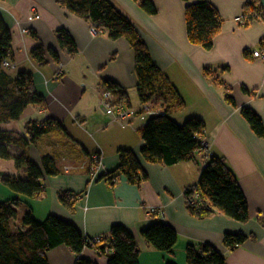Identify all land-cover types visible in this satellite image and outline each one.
Returning <instances> with one entry per match:
<instances>
[{"label":"crops","instance_id":"0c3cea01","mask_svg":"<svg viewBox=\"0 0 264 264\" xmlns=\"http://www.w3.org/2000/svg\"><path fill=\"white\" fill-rule=\"evenodd\" d=\"M109 1L132 23L161 76L182 98L183 106L169 115L177 123L191 116L200 118L199 137L205 145L190 160L164 164L145 159L138 128L150 115L136 114L128 124H119L111 121L98 101L104 81L110 80L126 94L131 108L139 107L134 53L128 40L111 38L102 28L90 32L93 24L88 18L57 0H0V17L10 32V65L5 69L11 76L20 70L30 72L33 88L43 100L28 105L18 119L0 123V128L23 133L27 121L47 119L62 127L56 125L27 149L37 164L41 155H52L60 169L43 176L45 191L27 197L0 180V201L15 198L17 218L27 210L37 220L55 214L73 223L83 236L108 237L111 225L121 224L134 235L139 264H199L196 257L193 263L186 261L185 248L190 244L196 253L205 243L223 254L225 264H264V63L251 55L264 36V18L239 21L246 0H207L219 13L221 25L211 47L204 48L186 35L185 6L193 0H151L156 8L153 14L143 10L141 0ZM255 1L263 16L264 0ZM59 29L74 41L73 54L59 44ZM37 42L44 48L42 64L30 55ZM48 47L55 49L59 63L53 61ZM243 106L259 116L262 135L243 117ZM120 148H130L144 171L139 184L123 174L113 183L102 176L117 166ZM94 152L100 163L89 176L85 166ZM209 155L221 157L234 175L247 201L246 220L219 211L204 216L188 211L184 189L197 181ZM62 160L69 169L61 168ZM0 173L25 176L24 167H17L11 158H0ZM63 190L76 194L71 207L57 198ZM154 221L175 230L170 252L156 249L141 236L140 230ZM225 232L241 233L244 239L228 248L222 241ZM80 255L106 264L107 256L95 248L84 247ZM45 257L48 264H73L76 255L57 244L45 251Z\"/></svg>","mask_w":264,"mask_h":264},{"label":"trees","instance_id":"16d2710c","mask_svg":"<svg viewBox=\"0 0 264 264\" xmlns=\"http://www.w3.org/2000/svg\"><path fill=\"white\" fill-rule=\"evenodd\" d=\"M57 1L74 14L88 18L96 28L106 30L109 37L124 36L131 45L134 53L136 90L139 102H142L135 111L136 114L150 115L138 128L143 141L140 147L141 155L147 160L164 164L193 159L195 151L201 147L199 134L203 128L202 120L191 116L182 123H177L169 115L172 110L183 106V100L174 88L168 84L164 85L161 71L151 60L143 40L128 18L109 0ZM141 7L148 14L156 12L151 0H141ZM242 13L246 21L254 17L264 18L255 0H246ZM220 25L219 13L207 0H193L186 4L185 27L190 42L204 48L211 47L213 36L219 31ZM57 38L69 54L75 52L74 41L65 30L59 29ZM10 49V32L0 17V123L16 120L28 105L43 102L42 97L33 88L30 72L20 70L15 76H11L3 66V61H6L11 53ZM48 52L58 60L55 49L49 47ZM30 55L37 63H44V49L39 42L30 50ZM104 83L110 88H118L117 84L110 80H105ZM168 92L171 97L166 98L167 104L161 102L155 110L153 107L157 106V103L153 104L150 99ZM121 97L126 100L123 106L131 108L126 94L122 92ZM144 104L155 111L147 112L142 108ZM241 113L254 132L262 135L263 126L259 116L246 106L241 108ZM56 125L61 127L60 123L55 124L54 120L47 119L39 123L34 120L27 121L23 133L0 128V158H11L17 167H24L25 172L23 178L0 173V180L5 186L27 197L45 191L43 176L57 174L60 169L52 155H41L37 164L30 158L27 149ZM13 147L21 151L13 153ZM95 153L89 155L88 166H85L89 176L92 174L90 166L94 162L92 156ZM118 158L117 166L102 176L113 183L119 174H123L129 182L139 184L145 173L133 151L130 148H120ZM184 193L188 203L187 209L191 214L204 216L219 211L240 221L248 218L245 196L231 170L219 156H208L200 168L197 181L187 186ZM75 196L76 194L63 190L58 193L57 198L63 205L71 207ZM15 204V198L0 201V264H48L45 251L57 244L66 245L75 253L73 264H95L80 255L84 247L95 248L99 253L105 254L106 264H139L134 235L121 224L111 225L108 237L98 235V240L88 244L89 236H83L70 221L55 214H47L43 219L37 220L30 210L24 211L17 218ZM140 234L150 245L166 252L171 251L177 238L175 230L161 221L150 223L140 230ZM243 239L244 235L241 233L225 232L222 241L226 247L233 248ZM195 257L199 264H225L223 254L206 243L202 244L200 251L196 253L190 244L185 248V259L188 263H193ZM165 264L174 263L167 261Z\"/></svg>","mask_w":264,"mask_h":264},{"label":"built area","instance_id":"2783aa9c","mask_svg":"<svg viewBox=\"0 0 264 264\" xmlns=\"http://www.w3.org/2000/svg\"><path fill=\"white\" fill-rule=\"evenodd\" d=\"M251 55L254 58L261 59L264 63V38L259 42V45L256 48L251 50ZM120 105L121 104L113 103V100H111L110 98V93L106 90L101 103V108L103 112L111 117L112 122H116L119 124H128L130 120L135 116L136 111L134 108H127L123 105ZM142 108L149 113H153L154 111L149 109V105L147 104L142 105ZM92 157L94 158V161H98V157L95 154ZM91 171L93 175L94 171ZM94 240H98L97 236L89 237L87 243L90 244V242Z\"/></svg>","mask_w":264,"mask_h":264},{"label":"rangeland","instance_id":"374dc122","mask_svg":"<svg viewBox=\"0 0 264 264\" xmlns=\"http://www.w3.org/2000/svg\"><path fill=\"white\" fill-rule=\"evenodd\" d=\"M238 18H239V21H243V22H245L246 21V18L244 17V14L241 12L240 14H239V16H238ZM96 29H99V28H96V26L95 25H90L89 26V31L90 32H94ZM101 29V28H100ZM263 38H264V36H263ZM263 38H261V40L263 39ZM40 43V42H39ZM41 44V43H40ZM41 46L43 47V45L41 44ZM49 48V47H48ZM48 48H47V51H48ZM44 49V48H43ZM50 54V53H49ZM73 54V53H72ZM52 59H53V61H55V62H57V63H59V60H55L53 57H52ZM58 59H59V56H58ZM8 65H10L9 64V62L6 60V61H3V66H8ZM60 66V65H59ZM58 66V68H57V73H59L60 72V70L59 69H61L60 67ZM167 85V83H165V81H164V85ZM136 85H137V83H136ZM106 90L110 93V98H111V100H113V103H116V104H121L122 102L124 103L125 101H123V99H121L122 97H121V91H120V89L119 88H110V87H108V86H106L105 85V88L103 87V88H101V90H99V93H98V101L99 102H101L102 103V99H103V95H104V93L106 92ZM136 92H137V90H136ZM159 96V95H158ZM169 97H171V93H166V94H164L163 96H159V97H156L155 99H153V100H151L150 99V102H155V103H157V106H154L153 108L156 110V108H158L159 107V105L161 104V102H163V103H166L167 104V99L166 98H169ZM163 100H165V102L163 101ZM148 103H149V101H148ZM142 104V102H139V105H141ZM154 104V103H153ZM121 105H123V104H121ZM120 105V106H121ZM125 107V106H124ZM154 110V111H155ZM152 113V112H151ZM171 116L172 117H175V116H173V114H171ZM184 120H182L181 122H183ZM6 129V128H5ZM202 130H203V128L201 129V132H202ZM21 131H23V128H22V130ZM201 134V133H200ZM200 134H199V136H200ZM199 140H200V144H201V149L203 148V146L205 145V142H204V140H202L201 139V137H199ZM95 153V152H94ZM97 153H95V155H96ZM97 157H98V161H94L93 162V164L90 166V169L91 170H93L94 172H93V175H94V173H95V171H96V169H97V167L99 166V163H100V157H99V155L97 154L96 155ZM63 161L64 160H62V161H60L59 163L60 164H62L63 163ZM67 161V160H66ZM67 164V163H66ZM65 164V162H64V164H62L61 165V168L63 169H69L68 167H67V165ZM88 166V165H87ZM69 167H73V166H70L69 165ZM91 248V247H90Z\"/></svg>","mask_w":264,"mask_h":264}]
</instances>
